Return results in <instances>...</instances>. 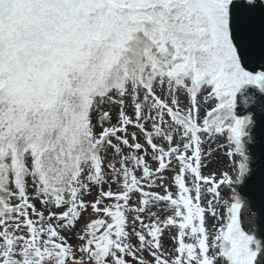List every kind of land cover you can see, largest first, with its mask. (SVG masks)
Instances as JSON below:
<instances>
[{"label":"snow or ice","instance_id":"obj_1","mask_svg":"<svg viewBox=\"0 0 264 264\" xmlns=\"http://www.w3.org/2000/svg\"><path fill=\"white\" fill-rule=\"evenodd\" d=\"M246 64L264 0H0V264H264Z\"/></svg>","mask_w":264,"mask_h":264},{"label":"water","instance_id":"obj_2","mask_svg":"<svg viewBox=\"0 0 264 264\" xmlns=\"http://www.w3.org/2000/svg\"><path fill=\"white\" fill-rule=\"evenodd\" d=\"M246 70L255 71L264 70V68L250 67L245 65ZM236 112L238 115L257 113V128L255 129L258 139H264V112L260 110L264 109V91H261L258 87L250 84L244 85L240 91L236 94ZM252 151L259 155L261 152V145L257 144L252 147ZM254 209L258 210L261 214V233L264 235V208L260 205L259 192L256 193V200L254 203ZM259 227V226H257Z\"/></svg>","mask_w":264,"mask_h":264},{"label":"rangeland","instance_id":"obj_3","mask_svg":"<svg viewBox=\"0 0 264 264\" xmlns=\"http://www.w3.org/2000/svg\"><path fill=\"white\" fill-rule=\"evenodd\" d=\"M211 147H212V150L213 151L216 150V145L214 143L211 145ZM218 158H219L220 162L219 163H216L215 161ZM211 159H212L213 163H212L211 168L209 169V171H211L212 169L218 168V167H223V168H226L227 167V164L225 163L226 157L224 156V153H223V150L222 149L217 154V156H213ZM205 162L207 163L208 161L206 160ZM205 174H207V173H205Z\"/></svg>","mask_w":264,"mask_h":264}]
</instances>
